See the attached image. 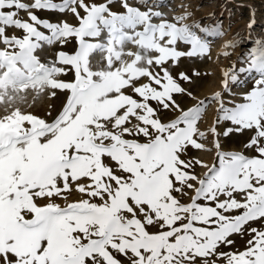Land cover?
<instances>
[{"label": "snow or ice", "instance_id": "obj_1", "mask_svg": "<svg viewBox=\"0 0 264 264\" xmlns=\"http://www.w3.org/2000/svg\"><path fill=\"white\" fill-rule=\"evenodd\" d=\"M149 4L0 0V264H264V41L185 108L222 27Z\"/></svg>", "mask_w": 264, "mask_h": 264}, {"label": "rangeland", "instance_id": "obj_2", "mask_svg": "<svg viewBox=\"0 0 264 264\" xmlns=\"http://www.w3.org/2000/svg\"><path fill=\"white\" fill-rule=\"evenodd\" d=\"M149 6L161 11L168 19L188 15L187 23L195 22L203 26L220 24L222 27L223 34L220 37H207L210 41V51L205 57L181 58L179 64L173 68L174 73L185 72L192 77L191 83L182 82V86L193 94V98L177 97L185 108L193 106L200 99L211 97L217 91H222L223 72L233 65L237 69L247 67L249 54L258 46V41H264V0H150ZM38 14L53 21L61 18L51 13ZM20 15L27 19L23 12ZM66 19L70 22L72 20L71 16ZM229 44H235V47L227 46ZM186 47L180 45L182 50ZM66 50H71V45ZM238 75L241 77L239 82L235 85L230 83L232 92L237 96L251 87L254 79L258 78L255 74L251 77L246 73H238ZM46 103L55 104L57 108L60 106V100ZM215 108L214 103L209 106L201 124L202 130L213 124ZM221 127L223 128L224 125ZM208 139L210 141L211 137ZM244 139L245 137L240 134H235L231 139L222 138V143L226 147L237 148ZM208 146L211 147V144L209 143ZM190 154L203 158L208 163H211L213 158V153L196 150ZM202 171L204 170L198 169V172Z\"/></svg>", "mask_w": 264, "mask_h": 264}]
</instances>
